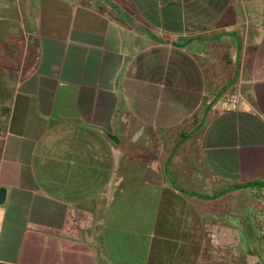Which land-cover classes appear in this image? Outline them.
<instances>
[{"label": "crops", "instance_id": "obj_1", "mask_svg": "<svg viewBox=\"0 0 264 264\" xmlns=\"http://www.w3.org/2000/svg\"><path fill=\"white\" fill-rule=\"evenodd\" d=\"M0 60V264H264V0H0Z\"/></svg>", "mask_w": 264, "mask_h": 264}, {"label": "built area", "instance_id": "obj_2", "mask_svg": "<svg viewBox=\"0 0 264 264\" xmlns=\"http://www.w3.org/2000/svg\"><path fill=\"white\" fill-rule=\"evenodd\" d=\"M239 101H240L239 93H230L225 95L215 104H212V106L213 109L220 112H233L238 109Z\"/></svg>", "mask_w": 264, "mask_h": 264}, {"label": "rangeland", "instance_id": "obj_3", "mask_svg": "<svg viewBox=\"0 0 264 264\" xmlns=\"http://www.w3.org/2000/svg\"><path fill=\"white\" fill-rule=\"evenodd\" d=\"M0 79H1V75L3 74V72L2 71H4V62H1V60H0ZM262 191H264L263 189H261V190H259V189H253L252 190V192H251V194L250 195H252L253 197H258V198H261V197H264V192H262ZM262 192V193H261ZM253 207V206H252ZM248 240H249V242L247 243V242H245V245L247 246V245H249V244H259V245H256V246H259V248H260V245H262V243L263 242H261V239H260V241L258 240V239H256V241H255V239H253V238H250V237H248ZM247 241V240H246ZM264 244V243H263Z\"/></svg>", "mask_w": 264, "mask_h": 264}, {"label": "water", "instance_id": "obj_4", "mask_svg": "<svg viewBox=\"0 0 264 264\" xmlns=\"http://www.w3.org/2000/svg\"><path fill=\"white\" fill-rule=\"evenodd\" d=\"M5 192H6L5 188L0 187V203H2L4 201Z\"/></svg>", "mask_w": 264, "mask_h": 264}, {"label": "trees", "instance_id": "obj_5", "mask_svg": "<svg viewBox=\"0 0 264 264\" xmlns=\"http://www.w3.org/2000/svg\"><path fill=\"white\" fill-rule=\"evenodd\" d=\"M248 185H249V186H252V184H245L244 186H248Z\"/></svg>", "mask_w": 264, "mask_h": 264}]
</instances>
